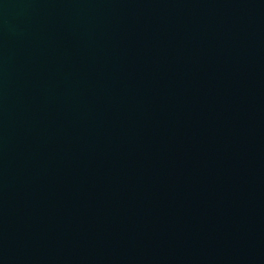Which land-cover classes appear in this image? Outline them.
Segmentation results:
<instances>
[{"label":"water","instance_id":"water-1","mask_svg":"<svg viewBox=\"0 0 264 264\" xmlns=\"http://www.w3.org/2000/svg\"><path fill=\"white\" fill-rule=\"evenodd\" d=\"M0 264H264V0H0Z\"/></svg>","mask_w":264,"mask_h":264}]
</instances>
